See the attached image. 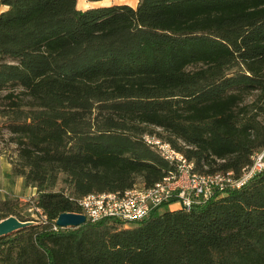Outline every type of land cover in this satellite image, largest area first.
I'll use <instances>...</instances> for the list:
<instances>
[{"label": "trees", "instance_id": "1", "mask_svg": "<svg viewBox=\"0 0 264 264\" xmlns=\"http://www.w3.org/2000/svg\"><path fill=\"white\" fill-rule=\"evenodd\" d=\"M76 2L0 0V91L17 86L0 119L38 216L0 197V219L33 220L0 237V264H264V168L189 208L54 228L83 194L174 170L147 134L198 172L264 149V0Z\"/></svg>", "mask_w": 264, "mask_h": 264}, {"label": "built area", "instance_id": "2", "mask_svg": "<svg viewBox=\"0 0 264 264\" xmlns=\"http://www.w3.org/2000/svg\"><path fill=\"white\" fill-rule=\"evenodd\" d=\"M145 139L173 165L174 170L147 187L133 185L122 191L83 194L75 199L79 208L76 212L84 213L86 220L91 221L115 217L129 222L147 216L154 208L171 200L189 208L225 189L243 185L264 168V150L261 148L251 155V162L243 166L239 174L234 175L232 170L198 172L193 161L169 142L148 134ZM57 227L61 226L55 223L54 228Z\"/></svg>", "mask_w": 264, "mask_h": 264}, {"label": "rangeland", "instance_id": "3", "mask_svg": "<svg viewBox=\"0 0 264 264\" xmlns=\"http://www.w3.org/2000/svg\"><path fill=\"white\" fill-rule=\"evenodd\" d=\"M137 0H77L76 6L78 8H87L95 5H104L112 3H127L132 6L136 4ZM8 86V85H7ZM15 85H9L0 91V94L6 92L10 88H16ZM0 95V101H3ZM4 119H0V197L9 195L16 198V210L20 215L26 218L38 217L33 205V195L35 189L32 186L25 185L21 175L11 173L12 160L16 156V145L10 139V133L5 127ZM156 130L161 131L160 128L155 127ZM264 150V149H263ZM140 186V180L137 179L136 184ZM177 200H171L167 203L168 207L178 206ZM163 209V208H161Z\"/></svg>", "mask_w": 264, "mask_h": 264}, {"label": "water", "instance_id": "4", "mask_svg": "<svg viewBox=\"0 0 264 264\" xmlns=\"http://www.w3.org/2000/svg\"><path fill=\"white\" fill-rule=\"evenodd\" d=\"M86 221L84 213L76 211H62L57 216L54 222L61 227H75ZM33 223V220H21L15 215H8L0 219V237L7 235L13 231L28 226Z\"/></svg>", "mask_w": 264, "mask_h": 264}, {"label": "crops", "instance_id": "5", "mask_svg": "<svg viewBox=\"0 0 264 264\" xmlns=\"http://www.w3.org/2000/svg\"><path fill=\"white\" fill-rule=\"evenodd\" d=\"M5 8V5L0 4V11Z\"/></svg>", "mask_w": 264, "mask_h": 264}]
</instances>
